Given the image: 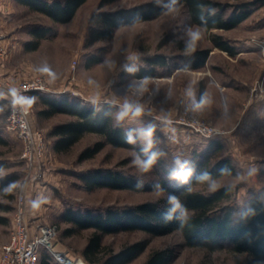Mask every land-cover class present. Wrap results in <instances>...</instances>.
<instances>
[{"label":"rangeland","instance_id":"1","mask_svg":"<svg viewBox=\"0 0 264 264\" xmlns=\"http://www.w3.org/2000/svg\"><path fill=\"white\" fill-rule=\"evenodd\" d=\"M99 1L86 0L77 9L75 16L63 24L53 23L52 20L50 21L47 17L37 13L26 12L23 14L24 21L40 23L52 28V32L41 43L40 49L30 56L36 65L34 70L48 69L46 73L53 91L44 94H67L91 104L113 103L116 106L115 123L121 122L129 128L134 141L142 148H148V146L139 132L152 127L154 131L150 149L156 154V159L147 171H143L134 161L137 156L143 161L148 159L140 156L134 149L106 144L93 157L78 161V154L81 150L101 139V136L96 133L84 134L66 152H53L51 149L52 138L47 135L48 130L44 127H52L57 123L71 119V117L65 114H55L48 119L37 118L35 111L39 109L40 104L36 97L29 94L28 100L31 101V105H29L31 109L30 122L46 134L47 162L45 177L41 181L43 184L39 185L41 191L37 193L33 189L27 195L25 218L28 224L33 228L39 222L57 225L58 247L69 250L73 255H80L91 230L85 229L71 236H62V230L69 224L59 221V215L66 207L104 210L109 206L124 207L165 197L166 192L160 189L133 191L99 187L92 191H86L81 186L77 174L81 171L101 168L121 171L143 181H153L157 179L154 165L156 160L161 161L167 169L176 168L178 160L182 163L187 162L193 150H204L208 144L207 140L192 133L182 132L179 134L174 131V138L167 139L164 135V124L153 119V116L171 117L183 108L192 110L199 117L225 131L222 136L217 138L222 143V149L215 154V157H230L236 168V173L220 176L207 183H195L192 185V189L210 193L219 187L231 186L232 193L222 203V206L231 209L233 221L236 222L240 212L247 205L248 199L252 195H258L264 188V175L261 173L264 168V72L252 81L244 99L241 91L230 90L222 94L221 97L218 93L216 97L215 94L211 95L207 92L206 98L209 101V107L216 105L222 112L225 110L224 104H226L228 109H233L230 110L231 116L225 118L226 121L219 117L217 123H213L191 108L181 97V94L188 96V92L183 93V90L184 87L187 88L186 90L191 87V81L195 82L201 77H205L201 67L193 72H178L172 82L168 81L167 75L171 73L175 63L188 64V59L185 57L190 51L213 46L210 40L211 33H218L227 38L231 29L207 32L202 27L190 23L184 6L176 4L155 18L133 25L121 26L115 31L110 42L97 41L90 46H85L89 17L97 10ZM147 1L150 0H117L105 5L102 9L113 10ZM221 1L237 4L252 0ZM231 10L229 9V12ZM251 14L248 17L264 15V0H259L253 6ZM191 31H199L200 37L195 41L194 47L189 49L188 45L191 42L189 33ZM104 47H107V53L103 60L86 68L84 65L86 59L92 54L100 53L99 49ZM156 54L169 58V63L166 66H155L158 78L140 80L120 75L122 69L127 65L149 67L146 58ZM262 58L264 59V56ZM214 63L229 73L237 72L241 75L245 73L238 70L230 59L224 57L216 56ZM215 73L217 74L218 71ZM256 82L261 84L259 88L262 89L257 88L258 92L252 93L251 88L256 85ZM232 97H239V109L235 108ZM256 99L263 100V104L255 110V121L246 126L241 123L242 125L235 129L238 125L235 123L237 113L241 111L244 113L247 110L246 106ZM126 103L132 106V110L121 115L125 112L124 105ZM137 106L142 109L140 115H134V109ZM247 114V111L246 116L242 114L240 121L250 116ZM4 117L5 105L2 102L0 104V136L4 142L0 143V177L14 174L17 179L0 191V204L8 207V209H4L0 206V218L3 219L0 220V250L9 240L15 193L18 180L24 169V163L20 157L22 143L15 133L5 128ZM143 239L147 240L145 249L127 264H143L151 251L166 247L172 248L175 253L170 264H246L248 259L245 253L232 252L226 247L208 253L204 249L185 246L178 230L154 237L141 230L122 231L105 235L102 242L107 248L118 251L128 243ZM42 259L48 263L57 264L43 249L40 250L38 262L40 263Z\"/></svg>","mask_w":264,"mask_h":264},{"label":"trees","instance_id":"2","mask_svg":"<svg viewBox=\"0 0 264 264\" xmlns=\"http://www.w3.org/2000/svg\"><path fill=\"white\" fill-rule=\"evenodd\" d=\"M17 1L31 11L45 15L53 22L66 23L74 17L77 9L86 0ZM115 1L117 0L99 1L97 10L89 17L85 46L97 41L110 42L115 31L121 26L155 18L169 6L176 4L184 6L190 23L202 27L207 32L229 30L245 20L259 0L242 1L237 4H228L221 0H176L175 4H172V0H150L113 10L102 9ZM229 9L232 10L229 12ZM28 32L31 39L24 44V47L27 50H35L40 40L47 37L52 29L34 23L30 25ZM210 35L213 46L229 54L234 52V47L225 37L218 33ZM99 52L86 59L84 64L86 68L100 63L107 53V47L99 49ZM208 54V48L190 51L185 57L188 59L186 68L202 67ZM168 59L164 55L156 54L146 58L149 67L127 65L120 75L130 78L155 76L157 74L155 66H166L169 63ZM129 68L134 70L129 71ZM30 95L36 97L40 104L39 109L35 111L37 118L48 119L55 114L71 117L67 121L53 125L47 132L52 138L51 149L55 153L68 151L86 133H96L101 139L81 150L78 161L93 157L106 144L134 149L145 159L154 153L150 148H142L136 141L128 142L129 134L133 138L132 131L121 122L115 123L116 106L113 103L91 104L67 94L49 95L32 92ZM2 102L0 98V104ZM205 140L208 144L204 150H193L187 161L192 171L186 182L172 175L178 166L167 169L159 160L154 163L157 179L153 181H143L111 169L94 168L79 172L77 178L86 191L99 187L133 191L160 189L166 192V196L124 207L109 206L104 210L66 207L59 215V221L68 223L69 226L62 230L61 235L67 237L90 229L91 233L80 251V256L86 262L94 264H127L136 258L145 249L146 239L128 243L118 251L107 248L102 242L105 235L134 230H141L153 237L178 230L185 246L204 249L208 253L226 247L232 252L245 253L248 257L246 264H264V188L258 195H252L248 199L236 222L233 221L231 209L222 206L232 193L231 186H222L210 193L192 189L195 183H207L220 176L236 173L230 157H215V154L222 149L221 141L217 138ZM3 142L4 139L0 136V143ZM261 173L264 175V168ZM204 174H207L208 178L200 179ZM16 179L14 174L0 177V191ZM170 196H175L179 201L185 213L183 217L179 211L169 212L172 207L169 202ZM0 206L8 209L5 205L0 204ZM169 214L171 219H168ZM174 254L172 248L156 249L150 252L143 264H170ZM38 264L51 263L42 259Z\"/></svg>","mask_w":264,"mask_h":264},{"label":"built area","instance_id":"3","mask_svg":"<svg viewBox=\"0 0 264 264\" xmlns=\"http://www.w3.org/2000/svg\"><path fill=\"white\" fill-rule=\"evenodd\" d=\"M258 45L261 50L264 49V41L258 42ZM7 55L5 34L0 27V65ZM260 85L256 82L251 92L257 93ZM52 91L47 73L41 69L34 70L29 77L15 83L0 79V98L5 105L4 126L8 131L15 133L22 143L20 157L24 163L15 193L12 229L8 242L1 248L0 264H38L41 249L45 250L57 264H94L86 262L80 255H73L69 250L57 246V225L39 222L33 228L25 218L28 191L33 190V186L39 187L43 184L41 181L45 177L47 141L45 132L34 127L30 122V106L17 101L21 98L28 100V95L32 92ZM153 119L164 124L163 130L167 139L174 138L173 131L179 134L192 133L202 139L218 138L225 133L186 108L171 117L153 116Z\"/></svg>","mask_w":264,"mask_h":264},{"label":"crops","instance_id":"4","mask_svg":"<svg viewBox=\"0 0 264 264\" xmlns=\"http://www.w3.org/2000/svg\"><path fill=\"white\" fill-rule=\"evenodd\" d=\"M26 12L41 14L36 11H31L27 6L21 4L17 0L0 1V27L5 34V43L8 47V55L2 62V65H0V79L10 83H15L23 78L29 77L33 73L36 65L30 56L32 53H35L40 49L41 43L48 37L47 36L40 40L37 49H25L24 44L31 39L28 32L29 27L34 24L30 21L23 20V14ZM251 16L240 22L236 27L229 31L230 35L227 36L226 39L230 42L231 46L234 47V52L229 54L226 51L216 48L215 46L208 47L209 54L201 67L203 73H205V77H201V79L195 82L191 81V87L188 90H186L187 88L182 85V87H184L183 93L188 92V96L181 94V97H183V101L187 102L191 108L195 109L194 103L201 102V100L206 97L207 92L211 95L215 94L216 97L218 93L221 97L222 94L230 90L241 91L243 92L244 99L252 81L264 72V59L262 58V56H264V49L262 51L261 47H259L257 43L258 41H264V15L261 14L258 17ZM212 31L215 32L216 30ZM216 56L230 59L238 70L243 71V73L245 72L244 75L238 74L237 72L229 73L223 69V67L216 65L214 63ZM194 70L196 69H190L186 68L185 65L176 64L174 65L171 73L167 75V79L169 82H172L178 72H193ZM216 71H218L217 74L215 73ZM157 76L158 74L139 79L158 78ZM170 77L171 79H169ZM189 91L191 92V95H189ZM232 98V102L235 103V108L239 109V97ZM262 104L263 100L261 99H256L255 101L252 100L250 105L246 106V111L248 112L247 115L250 114V116L245 120L242 119L240 121V118L242 114L243 116H246V111L244 113L241 111V114L237 113V121H235V123L238 125L235 129L242 125L241 123H244L245 126L253 123L256 116L255 110L262 106ZM224 107L225 110L221 112L218 106L214 105L209 107V103H206L202 108L195 110L199 114L204 115L211 122L217 123L219 117L224 118L223 120H225L226 117L231 116L230 110L233 109H228L226 104H224ZM44 128L49 130L51 126H45ZM33 189L35 192L37 191V193L38 191H41L38 186H33ZM32 191L33 190H29L28 193H31Z\"/></svg>","mask_w":264,"mask_h":264},{"label":"clouds","instance_id":"5","mask_svg":"<svg viewBox=\"0 0 264 264\" xmlns=\"http://www.w3.org/2000/svg\"><path fill=\"white\" fill-rule=\"evenodd\" d=\"M175 2H176V0H172V4H175ZM169 8L171 9V6H169ZM189 34L191 36V42L189 43L188 47H189V49H192L194 47L195 41L197 39H199L200 33H199V31H191ZM128 70L129 71H133L134 69L129 68ZM41 71L47 72L48 69L47 68H43V69H41ZM13 95L15 96V90H13ZM189 95H191L190 91H189ZM208 102H209L208 99L205 97L203 100H201L200 103H194V108L195 109H200V108L203 107L204 104H206ZM124 108H125V112L122 113L121 115H124V114L127 113V111L132 110V106L127 104V103L124 105ZM141 111H142V109L139 106L135 107L134 115H140ZM153 131H154V129L152 127H149L147 129H142L139 132V135L141 136V138L144 139L147 142L148 148L152 147ZM128 142L129 143H134V140H133L131 134H129V136H128ZM155 159H156V154L155 153H153L152 156H150L147 161H143V160L140 159L139 156H137L135 161H134V163L136 165H138L141 170L147 171L151 167V165L153 164ZM176 163H177L178 168H177V170H174L172 175L175 178L183 180V181L186 182L188 177H189V175L191 174L192 169L188 166L187 162H183L182 163V162H180L178 160ZM207 178H208L207 174H204L203 176L200 177V179H207ZM213 187H215V184H213ZM169 202L172 205L171 209L169 210L170 213L179 211L181 217H183L185 215L184 210L182 209L179 201L175 198V196H170L169 197ZM168 219H171V215L170 214L168 216Z\"/></svg>","mask_w":264,"mask_h":264},{"label":"snow or ice","instance_id":"6","mask_svg":"<svg viewBox=\"0 0 264 264\" xmlns=\"http://www.w3.org/2000/svg\"><path fill=\"white\" fill-rule=\"evenodd\" d=\"M17 102H18V103H23V104L31 105V101H30V100H23L22 98H21V99H18Z\"/></svg>","mask_w":264,"mask_h":264}]
</instances>
